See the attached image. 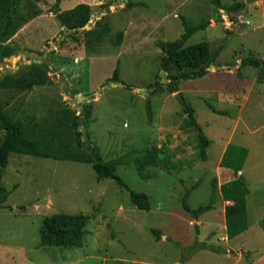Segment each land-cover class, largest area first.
I'll return each instance as SVG.
<instances>
[{"label":"rangeland","instance_id":"1","mask_svg":"<svg viewBox=\"0 0 264 264\" xmlns=\"http://www.w3.org/2000/svg\"><path fill=\"white\" fill-rule=\"evenodd\" d=\"M234 1L244 6L216 5ZM54 2L20 0L22 25L39 9L42 17L35 29L9 38L25 53L14 50L0 62V80L31 73L38 82L0 88V102L14 118H33L61 136L72 152H87L76 143L75 131H82L103 160L115 162L129 189L147 193L150 207L139 209L114 179L98 180L88 163L11 153L0 167V185L9 191L0 207V264H244L236 261L239 245L252 255L264 250V82L257 68L241 63L264 56V0H61L64 10L87 3L92 15L83 28L64 31ZM182 19L189 25L207 19L186 45L208 41L218 55L203 76L170 92L158 43L178 38ZM84 30L91 33L85 37ZM115 67L117 85L110 81ZM181 95L210 140L205 159ZM229 143L248 149L242 172L251 228L225 242L212 181L217 192L218 181L233 177L219 164ZM187 190L192 208L213 200L212 218L183 209ZM58 212L90 216L80 247L39 244L43 218Z\"/></svg>","mask_w":264,"mask_h":264},{"label":"trees","instance_id":"2","mask_svg":"<svg viewBox=\"0 0 264 264\" xmlns=\"http://www.w3.org/2000/svg\"><path fill=\"white\" fill-rule=\"evenodd\" d=\"M60 1L55 0L54 10L55 17L61 26L67 29H77L83 28L88 23L91 16L89 4L81 2L69 9L61 10ZM19 3L20 0H0V62L5 57L10 56L17 48L9 41V38L22 27L21 19L23 17L19 11ZM216 5L227 11H238L244 6V2L234 1L229 5L221 6L219 3ZM40 12L39 9L38 12L33 14V17ZM182 21L184 32L178 38L158 43L161 48L159 70L166 72L167 87L170 92L177 91L179 82L182 80L203 76L208 71V68L214 64L218 55V51H213L208 41L186 45V41L194 32L207 27L209 24L207 19L195 25H189L184 19ZM90 31L84 30L85 37L91 33ZM95 35L98 39L101 38L100 33H95ZM86 42L88 41L86 40ZM241 63L242 65H250L257 68L256 79L259 82H264V56H248L243 58ZM32 65L33 69H39L40 63L33 61ZM172 69L174 72H171ZM237 73L240 75L239 70H237ZM6 79L0 80V88L11 86L30 88L38 82L31 73L27 76H13L10 74ZM110 81L119 83L117 67L114 68ZM152 86L154 91L161 90V80L156 79ZM180 100L189 123L194 125L198 131L200 155L205 159L206 147H208L210 140L197 123L191 103L183 95L180 96ZM148 117H151V115L148 114ZM30 119L25 121L14 118L0 102V167L3 168L8 164L11 153L55 159H72L88 163L95 171L98 180L102 178L114 179L119 185L129 191L130 200L139 209H149L150 199L147 193L129 189L128 185L116 172L115 162L103 160L99 148L90 141L84 140L82 131H75L78 137L76 143L80 147L86 146L87 152H72L69 149V144H63L60 139L61 136L52 131H47L37 123H32L33 118ZM74 125L77 127V119ZM247 153L248 149L246 147L229 143L226 145L219 162L220 166L231 168L234 173L233 179L220 185L222 198L226 201H231L224 209L226 236L229 239L244 231L248 226L246 195L249 190L243 175L239 173L242 170ZM212 182V191L214 192L216 189L215 180ZM8 194L7 188L0 185V207L6 201ZM188 195L189 190H187L182 199V207L193 218H197L200 214L212 208L213 200L192 208L187 199ZM89 217L88 214L84 213L71 214L64 212L45 216L39 230V244L41 246L80 247L82 245L83 231Z\"/></svg>","mask_w":264,"mask_h":264},{"label":"crops","instance_id":"3","mask_svg":"<svg viewBox=\"0 0 264 264\" xmlns=\"http://www.w3.org/2000/svg\"><path fill=\"white\" fill-rule=\"evenodd\" d=\"M61 3V2H60ZM60 5V4H59ZM61 10H64V9H62V8H60ZM41 14V12L38 14V15H35L29 22H27V23H25V24H23L22 25V27L21 28H19L17 31H16V33L14 34V38L13 39H17V38H19L20 36H21V34L22 33H24L26 30H29V28L31 27H35L34 25L38 22V21H41V17H42V14ZM127 28H128V26H127ZM32 29H35V28H32ZM59 29L60 30H68L67 28H64L63 26H61L60 25V27H59ZM126 31V30H125ZM47 39V38H46ZM28 41V40H27ZM52 48V47H51ZM61 49V48H60ZM62 49H64V48H62ZM83 51H85V48H84V46H83ZM55 52H59V50L57 49ZM86 52V51H85ZM89 60V59H88ZM117 83V82H116ZM119 84V83H118ZM115 85V84H114ZM226 148V147H225ZM225 150V149H224ZM224 150H223V152H224ZM222 155H223V153H222ZM220 162V161H219ZM223 167V166H222ZM224 169H229V170H232L231 168H227V167H223ZM232 172H233V170H232ZM239 173H241L242 175H243V172H242V170H240L239 171ZM234 178V173H233V177H231V178H228V179H226V180H224V181H218L217 183H218V188H217V192L216 191H214L215 192V197H216V200H219V210H217V212H218V214H220V219H219V223H221V225H220V228H221V231H222V233L220 234V238H221V240L223 239L225 242H228V241H230V239H233V238H227V236H226V226H225V217H224V209H225V206L227 205V204H230L231 203V201H226V200H224L223 198H222V196H221V193H220V185L222 184V183H224V182H226V181H229V180H231V179H233ZM249 190V189H248ZM248 193H249V191H248ZM247 193V194H248ZM246 199H247V195H246ZM215 210V208H214V202L212 203V208H210L209 210H207V211H205L204 213H202V214H200L199 216H200V218H201V215H205L206 214V217L208 216V217H210V218H212V216H210L211 215V212L212 211H214ZM207 214H209V215H207ZM246 215H247V206H246ZM198 216V217H199ZM197 217V218H198ZM196 219V218H195ZM215 222V221H214ZM208 223H212V222H210V220H209V222ZM247 223H248V226H247V228L244 230V231H242L241 233H239L238 235H236V236H239V235H241L242 233H244V232H246V231H248L250 228H251V223L249 222V220L247 219ZM200 224H202V222H200ZM200 224H198V225H200ZM257 224L258 225H260V220H258L257 221ZM261 226V225H260ZM262 231V230H261ZM211 233H214L213 231H211ZM236 236H234V237H236ZM239 249H237V253H239L240 255H237V257H236V261H242V262H244V264H246L247 263V258H250V260H249V264H264V250H262V251H260V252H258V253H256V254H254V255H252L251 254V251H250V249H246V248H244L242 245H239V247H238ZM29 261V259H27V262ZM32 262V261H31Z\"/></svg>","mask_w":264,"mask_h":264},{"label":"water","instance_id":"4","mask_svg":"<svg viewBox=\"0 0 264 264\" xmlns=\"http://www.w3.org/2000/svg\"><path fill=\"white\" fill-rule=\"evenodd\" d=\"M90 17H92V15H91ZM18 52L25 53V51L22 50V49H17V50L15 51V53H17V54H18ZM28 55L32 56L33 54H28ZM211 66H212V65H211ZM113 84L117 85L118 83L113 82ZM178 95H180V92H178ZM79 124H80V125L82 124V119H81V118H79Z\"/></svg>","mask_w":264,"mask_h":264}]
</instances>
